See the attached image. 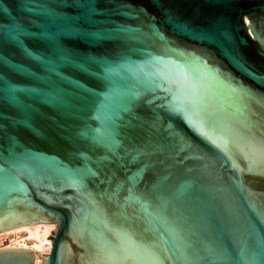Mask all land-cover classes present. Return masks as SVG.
I'll list each match as a JSON object with an SVG mask.
<instances>
[{
	"label": "water",
	"instance_id": "water-1",
	"mask_svg": "<svg viewBox=\"0 0 264 264\" xmlns=\"http://www.w3.org/2000/svg\"><path fill=\"white\" fill-rule=\"evenodd\" d=\"M51 222L40 264H264V0H0V231Z\"/></svg>",
	"mask_w": 264,
	"mask_h": 264
},
{
	"label": "bare ground",
	"instance_id": "bare-ground-1",
	"mask_svg": "<svg viewBox=\"0 0 264 264\" xmlns=\"http://www.w3.org/2000/svg\"><path fill=\"white\" fill-rule=\"evenodd\" d=\"M55 228V223L21 224L0 231L1 248H24L33 252L34 264L41 263V257L36 251L48 254L50 245L47 237ZM8 238L9 240H4ZM23 240V242H21ZM26 241V242H24ZM48 244V245H47Z\"/></svg>",
	"mask_w": 264,
	"mask_h": 264
},
{
	"label": "built area",
	"instance_id": "built-area-1",
	"mask_svg": "<svg viewBox=\"0 0 264 264\" xmlns=\"http://www.w3.org/2000/svg\"><path fill=\"white\" fill-rule=\"evenodd\" d=\"M52 230H53V229H52ZM52 230H51V231H52ZM51 231H50V234H49L50 236L53 235V234L51 233ZM6 239L9 240L8 238H4V240H6ZM21 242H23V240H21ZM24 242H26V241H24ZM47 245H48V244H47ZM50 248H51V247H50ZM48 251H49V250H48Z\"/></svg>",
	"mask_w": 264,
	"mask_h": 264
}]
</instances>
